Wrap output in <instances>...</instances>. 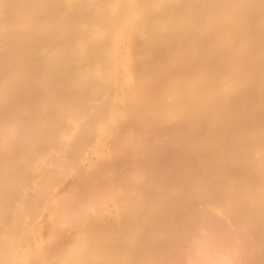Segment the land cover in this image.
Listing matches in <instances>:
<instances>
[{"label":"bare ground","instance_id":"obj_1","mask_svg":"<svg viewBox=\"0 0 264 264\" xmlns=\"http://www.w3.org/2000/svg\"><path fill=\"white\" fill-rule=\"evenodd\" d=\"M0 264H264V0H0Z\"/></svg>","mask_w":264,"mask_h":264}]
</instances>
